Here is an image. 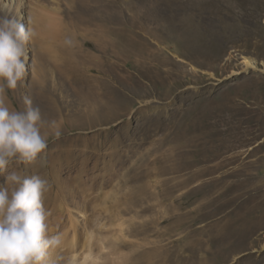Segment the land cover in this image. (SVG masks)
I'll return each mask as SVG.
<instances>
[{"label":"rangeland","instance_id":"1","mask_svg":"<svg viewBox=\"0 0 264 264\" xmlns=\"http://www.w3.org/2000/svg\"><path fill=\"white\" fill-rule=\"evenodd\" d=\"M0 5L35 31L5 102L42 114L20 167L49 180L52 264H264V0Z\"/></svg>","mask_w":264,"mask_h":264},{"label":"clouds","instance_id":"2","mask_svg":"<svg viewBox=\"0 0 264 264\" xmlns=\"http://www.w3.org/2000/svg\"><path fill=\"white\" fill-rule=\"evenodd\" d=\"M34 36L14 9L0 5V174L13 161L17 166L6 177L7 187H0V264H52L53 252L62 245L60 234H49L44 205L49 180L35 173L26 177L20 167L44 160L41 111L28 96L22 110L5 102L7 93L24 80L26 45ZM64 45L72 47L74 40L67 37Z\"/></svg>","mask_w":264,"mask_h":264},{"label":"bare ground","instance_id":"3","mask_svg":"<svg viewBox=\"0 0 264 264\" xmlns=\"http://www.w3.org/2000/svg\"><path fill=\"white\" fill-rule=\"evenodd\" d=\"M18 9H19V6H16V10H18ZM42 9H43V8H42ZM38 10H39V9H38ZM40 11H41V10H40ZM55 11H56V10H55ZM56 12H57V11H56ZM39 13H40V12H39ZM43 13H44V12H43ZM35 14H36V13H35ZM51 16H52V15H51ZM44 17H45V16H44ZM52 17H53V16H52ZM49 18H50V17H49ZM54 18H55V17H54ZM52 20H53V19H52ZM43 21H44V20H43ZM40 22H41V21H40ZM50 22H51V21H50ZM54 22H55V20H54ZM46 23H47V22H46ZM56 24H57V22H56ZM56 24H55V25H56ZM39 25H40V24H39ZM44 25H46V24H43V26H44ZM40 27L43 28L42 26H40ZM46 27H47V26H46ZM49 27H50V26H49ZM53 27H54V26H53ZM56 27H57V26H56ZM57 28H58V27H57ZM44 29H47V28L44 27ZM55 30L57 31L56 28H55ZM55 30H54V31H55ZM49 31H50V30H49ZM46 32H47V31H46ZM59 32H60V30H59ZM48 34H49V33H48ZM55 34H57V33H55ZM53 35H54V33L52 34V37H53ZM59 36H60V35H59ZM49 38H50V37H49ZM54 39H55V38H54ZM55 40H56V39H55ZM249 67H253L251 63H248V68H249Z\"/></svg>","mask_w":264,"mask_h":264}]
</instances>
